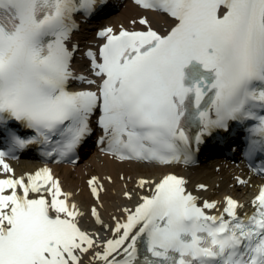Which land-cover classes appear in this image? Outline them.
Returning a JSON list of instances; mask_svg holds the SVG:
<instances>
[{"label": "snow or ice", "instance_id": "obj_1", "mask_svg": "<svg viewBox=\"0 0 264 264\" xmlns=\"http://www.w3.org/2000/svg\"><path fill=\"white\" fill-rule=\"evenodd\" d=\"M102 2L0 0V138L7 143L0 150V264H83L90 250L103 264H264V185L251 214L239 216L243 206L225 197L223 212L209 215L215 202L199 205L182 177L141 179L140 187L154 185L151 194L125 210L114 238L95 251L96 240L79 226L83 213L52 170L16 176L6 162L29 145L70 158L91 134L93 116L101 150L120 160L187 163L193 143L229 132L230 122H252L242 151L264 157V0H134L167 14L173 26L161 35L141 17L132 23L143 31L100 30L98 57L85 53L97 84L73 73L77 45L68 42L74 15H90ZM73 80L96 90H69ZM11 122L34 135L22 137ZM257 170L264 172V159ZM87 183L99 199L98 178ZM91 214L98 218L95 207Z\"/></svg>", "mask_w": 264, "mask_h": 264}, {"label": "bare ground", "instance_id": "obj_2", "mask_svg": "<svg viewBox=\"0 0 264 264\" xmlns=\"http://www.w3.org/2000/svg\"><path fill=\"white\" fill-rule=\"evenodd\" d=\"M123 1L124 0H122L119 4L116 13L102 18L100 25L112 24L116 28L124 25L128 27H139V23L133 24L132 21H136V18L140 16H147L148 20L151 22V25L157 27L160 30L167 29L173 23L172 18L166 16L163 13L144 10L135 3L130 2V0H126L125 3H122ZM76 60L81 62L82 57H78ZM216 156L211 157L202 155L197 165L185 168L173 165L161 166L157 164H145L137 162H119L105 154L98 153L95 148H92L89 152L82 155L84 158V163L81 166L75 165L70 167L63 165L57 169V172L59 173L67 189L78 192L77 194L75 193L74 197L77 202L83 205L84 209H87L83 214L85 220L87 221H91L89 216V208L91 205H94L95 202L90 196L88 185L83 182L84 176L89 178L90 176L95 175L103 181L104 191L101 193L98 206L101 216L103 215L105 219H102V225L98 226V231H95L94 233L96 236V239H94L99 246L95 249V251H102L103 244L108 240L107 233L112 228L114 218L118 219L121 215H123L122 209H124V207L122 204L125 203V199H122L120 196H118L116 190H112L116 187L117 182H119L121 185L117 188L118 191L121 190L124 192L129 190L128 188L133 190V196L135 197L134 202L142 193H150V188L152 187V185H145L144 187L138 186V182L140 181L138 178L145 177L149 178L148 181H151L150 178H158V174L163 173L164 171H173L185 175L188 179L189 188L198 191L202 197L207 199L221 197L223 193L232 194L238 197L241 201H244L245 198H248L249 194L254 190L255 179L248 174H243V176L247 179L246 186L241 185L242 187H237L235 185H228L227 182L229 179H227V173H217L214 171V165H221L220 169H223L222 166H224V164L222 165L224 159L221 160V157ZM211 162L212 169L210 167ZM225 163L230 166L226 171L239 174L238 167H241V165H239V161L236 163ZM13 166L15 168V173L20 174L24 171L32 170L35 167V164L30 158L20 157L18 160L13 162ZM119 174L124 175V177L128 176L130 182H126L124 179L120 181L117 177ZM106 175L113 177V181L111 183L104 180ZM196 182L200 184H208V186L210 185V189L202 192L196 187ZM216 182L218 183L217 187H213L214 183ZM105 183H107L106 187ZM123 183L125 187H122ZM133 203L131 206H133ZM113 238L114 235L112 236V239ZM92 251L93 250H90L88 254L83 256V264L96 263V261H94L92 258Z\"/></svg>", "mask_w": 264, "mask_h": 264}, {"label": "rangeland", "instance_id": "obj_3", "mask_svg": "<svg viewBox=\"0 0 264 264\" xmlns=\"http://www.w3.org/2000/svg\"><path fill=\"white\" fill-rule=\"evenodd\" d=\"M120 195H121V193H120Z\"/></svg>", "mask_w": 264, "mask_h": 264}]
</instances>
